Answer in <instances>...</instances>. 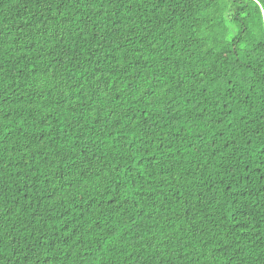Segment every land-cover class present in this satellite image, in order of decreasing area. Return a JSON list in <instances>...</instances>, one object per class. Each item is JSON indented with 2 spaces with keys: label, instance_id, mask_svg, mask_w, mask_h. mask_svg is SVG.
Here are the masks:
<instances>
[{
  "label": "trees",
  "instance_id": "1",
  "mask_svg": "<svg viewBox=\"0 0 264 264\" xmlns=\"http://www.w3.org/2000/svg\"><path fill=\"white\" fill-rule=\"evenodd\" d=\"M0 264H264V0H0Z\"/></svg>",
  "mask_w": 264,
  "mask_h": 264
}]
</instances>
